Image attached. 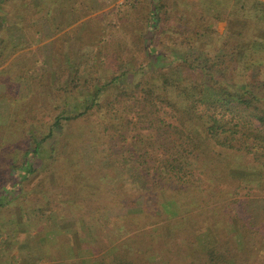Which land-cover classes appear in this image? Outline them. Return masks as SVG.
Instances as JSON below:
<instances>
[{"label":"trees","instance_id":"1","mask_svg":"<svg viewBox=\"0 0 264 264\" xmlns=\"http://www.w3.org/2000/svg\"><path fill=\"white\" fill-rule=\"evenodd\" d=\"M7 1L0 0V6ZM169 1L152 0L150 4L139 39L144 59L138 65L122 63L112 70L106 83L100 78L90 82L89 67L78 66L70 80L51 85L52 103L59 102L62 110L54 115L48 135L41 125L24 129L25 153L21 164L9 169L0 186V210L20 199L25 183L39 172L35 161L48 159L43 146L53 134H63L65 126L95 112L111 148L102 162L107 168L123 167L121 173L117 171L118 181L156 195L154 217L158 219L148 220L152 225L146 234L137 233L140 243H127L130 257L135 252L164 256L168 251L155 243L159 238L161 243L171 240L176 244L170 254L178 261H188L189 237L177 233L189 228L188 232L202 241L196 245L200 252L191 263L252 264L256 255L264 254V214L255 215L245 208L240 214L233 207L237 202L230 201L223 189H211L204 176L220 175L222 182L231 170L233 198L241 190L251 193L254 189L244 182L264 188V0H234L227 18L215 15L214 20L226 21L227 28L220 36L222 44L213 51L208 38L219 37L216 29L206 26L203 18L191 22L178 2L173 4L172 0L168 5ZM206 1L213 8L221 4L219 0ZM171 13L179 14V24L173 22ZM1 19L5 21V16ZM172 30L179 36L168 45ZM181 45L185 49H180ZM83 71L89 77L84 83ZM76 102L83 111L68 112L66 108ZM144 132L151 135L144 139ZM155 132L161 136L154 137ZM244 159L252 162L245 170L233 164ZM195 161H202L205 167H196ZM224 161L226 167L221 166ZM234 170L243 172L245 178L240 179ZM216 178L212 180L219 181ZM182 194L190 199L180 203L172 197ZM179 203L209 206L210 212L195 214L197 219L191 224L177 225L193 210L182 216L174 209L169 217L172 205ZM125 217L122 220L127 226L136 225ZM107 223L104 220L100 225L105 229ZM114 231L105 233V238L117 239L120 231ZM118 260L111 259V264L123 263ZM98 262L106 264L102 259Z\"/></svg>","mask_w":264,"mask_h":264},{"label":"rangeland","instance_id":"2","mask_svg":"<svg viewBox=\"0 0 264 264\" xmlns=\"http://www.w3.org/2000/svg\"><path fill=\"white\" fill-rule=\"evenodd\" d=\"M219 1L220 6L213 8L206 0H173V4H180L183 14L191 17V22L203 18L206 26L216 29L219 37L208 38L213 48L210 51L220 47V36L227 28L226 21L214 17L221 13L218 14L221 19L227 18L234 0ZM151 3L152 0H10L0 6V17L5 16V21L0 22V186L9 169L21 164L27 137L24 129L41 125L48 135L54 115L61 112L59 102L52 103L51 85L70 80L78 66L89 67L93 76L90 82L100 78L106 83L115 67L124 62L131 66L142 62L144 53L139 39ZM171 3L172 0L168 5ZM171 15L173 22L179 24V14ZM174 33L172 30L168 45L178 38L179 34ZM181 39L180 36V42ZM180 49L185 48L181 45ZM199 50L203 51V47ZM81 79L82 83L89 80L84 71ZM66 109L75 113L84 108L73 103ZM63 130V134H53L43 146L48 159L35 161L39 172L25 183L20 199L0 210V264H99L100 259L106 264H111V259H121L122 264H193L192 257L200 252L196 245L202 241L188 232L189 228L177 233L189 237L188 261L186 258L178 261L170 254L176 244L171 240L161 243L159 238L155 243L160 248L164 245L168 251L164 256L157 253L150 257L142 252L129 256L132 252L127 243L131 240L140 243L137 233L146 234L152 225L148 220L158 219L154 217L156 195L118 181L117 171L121 173L123 167L115 170L102 162L111 148L99 114L93 112ZM148 134L151 135L144 132L143 138ZM153 136L161 135L155 132ZM233 164L245 170L252 162L244 159ZM195 165L205 167L202 161H195ZM221 166L226 167L225 161ZM234 171L240 179L245 178L243 172ZM230 175L231 170L228 179L222 182L220 175L213 177H219L220 182L204 178L211 189H223L230 201H236L233 207L240 214L243 208L255 215L264 214V188L244 182L254 189L251 193L241 190L233 198ZM181 196L172 197L180 203L186 197L190 199L187 194ZM180 203L172 205L169 217L175 210L182 216L193 210L191 216L178 220L177 225L191 224L197 219L195 214L204 216L210 212L209 206L196 208L190 203ZM122 217L135 221L136 225L127 226ZM104 220L109 222L105 229L100 225ZM115 225L118 229L113 228ZM114 230L120 231L117 239L105 238V233L109 235ZM252 264H264V254L256 255Z\"/></svg>","mask_w":264,"mask_h":264}]
</instances>
